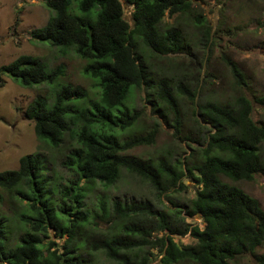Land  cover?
Segmentation results:
<instances>
[{"label": "trees", "instance_id": "1", "mask_svg": "<svg viewBox=\"0 0 264 264\" xmlns=\"http://www.w3.org/2000/svg\"><path fill=\"white\" fill-rule=\"evenodd\" d=\"M197 1L124 0L132 8L129 21L120 0H43L49 17L31 37L83 60L82 74L96 94L61 82L62 66L51 68L37 57L21 55L0 67V87L6 75L21 87L50 88L49 97L37 95L24 111L37 140L51 150H59L64 137L71 143L59 163L68 174L64 181L51 183L37 152L21 156L17 169L0 172V204L6 195L11 211V217L0 212L1 264H97L99 254L114 264H150L152 248L159 264H231L244 254L264 264V253L255 254L264 243V211L223 180L264 175V122L252 118L253 103L264 110V94L251 99L241 93L225 103L197 100L179 67L168 61L167 68H155L153 62L190 53L187 20L199 44L212 41ZM229 67L235 84L245 85L236 65ZM139 91L175 133L183 126L181 100L193 106V123L204 131L185 158L130 154L156 135L154 128L144 135L137 128ZM123 171L146 182L157 198L185 189L184 179L194 195L181 203L168 200L171 208L104 196L97 197V208L87 207L94 186L108 190ZM195 216L202 228L186 221ZM186 235L194 243L177 245L174 237Z\"/></svg>", "mask_w": 264, "mask_h": 264}, {"label": "rangeland", "instance_id": "2", "mask_svg": "<svg viewBox=\"0 0 264 264\" xmlns=\"http://www.w3.org/2000/svg\"><path fill=\"white\" fill-rule=\"evenodd\" d=\"M124 7V15L130 21L131 7ZM196 12L205 16L211 34L212 45L199 44V33L186 21L183 28L189 43L190 53L170 56L167 59L153 61L155 68H167L168 61L179 67V74L195 87L197 100L212 99L222 103L228 102L238 94H246L253 99L264 94V0H200L195 2ZM18 22L15 24V17ZM49 17V12L43 0H0V67L12 62L18 56L28 55L44 61L49 67L61 65L63 76L61 82L78 86L89 95L96 94L95 84L82 74L85 62L74 53L62 54L56 48L31 37L32 30L42 27ZM164 22H171L165 16ZM229 62H233L242 73L244 84L238 86L230 72ZM179 75V77H180ZM3 86L0 87V172L14 170L18 167V159L26 154L40 153L45 161V174L51 180L64 181L67 172L60 166V160L68 151L71 143L64 137V143L59 150L48 149L41 144L33 131V123L24 117L27 104L37 95L50 96V88L45 85L25 88L19 86L6 75L1 76ZM135 109L140 113L137 128L143 135L151 129H156L154 142L130 151V154L143 159L167 158L169 161L185 158L191 148L197 146L196 140L201 139L204 131L193 123L190 103L181 100L183 126L180 133H175L171 124L159 113L152 111V106L145 100L144 92L134 94ZM252 118L256 122H264V110L253 103ZM128 134L123 135L125 138ZM185 136L190 139H184ZM261 156L264 159V143L261 144ZM229 184L240 188L249 196L255 198L264 211V175H256L251 181L231 182ZM185 189H176L159 198L150 186L138 177L121 173L118 181L108 190L95 185L84 201L89 208H97V197L109 200L148 201L154 207L171 208L168 200L181 203L194 195L193 187L188 179H184ZM0 204V212L11 217L6 195ZM191 225L203 227L200 217L186 220ZM161 236V234H157ZM54 239V238H53ZM177 245H190L194 241L188 236L174 237ZM153 258L150 264H159L160 254L157 249L149 250ZM264 253L263 245L255 254ZM97 264H114L102 254L94 259ZM1 264V263H0ZM231 264H256L254 257L244 254Z\"/></svg>", "mask_w": 264, "mask_h": 264}]
</instances>
